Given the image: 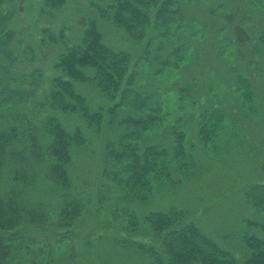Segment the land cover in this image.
I'll return each mask as SVG.
<instances>
[{
	"label": "rangeland",
	"instance_id": "obj_1",
	"mask_svg": "<svg viewBox=\"0 0 264 264\" xmlns=\"http://www.w3.org/2000/svg\"><path fill=\"white\" fill-rule=\"evenodd\" d=\"M111 2L63 0L52 5L45 0H0V24H7L12 35L6 51L17 54L12 55L11 73L17 78L32 76L27 82L15 81L18 89L28 92L20 98L29 95V99L14 104L13 98L4 104L0 125L15 128L18 135L31 133L39 152L41 122L47 116H54L78 136V141H72L67 165L68 187L62 189L48 183L40 161L35 160L33 178L13 180L16 158H20L19 172L22 167L31 171L24 156L32 153L19 144L22 137L15 136L16 144H11L1 169L0 197L13 193L10 197L20 198L25 214L42 212L44 226L59 231L53 227L61 218L58 203L63 198L59 194L66 193L70 212L78 205L80 214L62 229L64 237L60 233L41 235L39 218L35 231L27 233L36 242L28 252L12 255L11 263L150 264L146 249L157 250L158 240L145 232L144 219L170 210L180 212L185 222L196 226L216 247L243 260L248 252L242 235L253 233L248 221L264 225V216L249 208L244 198L248 186L264 183V0H185L182 29L172 30L165 41L153 40L151 33L141 42L130 41L96 9H106ZM89 20L96 24L104 44L130 56L137 90L142 95L156 93L164 100L166 122L148 132L144 144L169 148L171 129L185 132L184 147L192 166L173 169L147 195L133 196L102 186L104 145L116 140L115 124L90 125L76 113L52 110L44 104L43 95L62 49L59 42L45 41V32L56 36L63 32L71 46L78 43ZM178 46L183 48L182 61L174 63L170 53ZM162 60L167 61L165 69L159 67ZM84 73L91 79V70ZM73 86L91 112L113 103L91 80L73 81ZM184 87L189 92L181 96L179 90ZM201 117L209 136L198 140ZM43 246L50 248L41 259Z\"/></svg>",
	"mask_w": 264,
	"mask_h": 264
},
{
	"label": "trees",
	"instance_id": "obj_2",
	"mask_svg": "<svg viewBox=\"0 0 264 264\" xmlns=\"http://www.w3.org/2000/svg\"><path fill=\"white\" fill-rule=\"evenodd\" d=\"M45 1L57 5L63 0ZM184 1L112 0L106 9L99 7L96 9L103 17L106 16L115 26L121 28L130 41L141 42L151 33L153 40L156 37L165 41L170 38L172 30H179L184 26L182 16ZM6 26L7 24H0V122L5 115L2 111L4 104L13 98H16L14 104L25 103L29 99V95L24 99L20 98L21 93L24 92L26 96L27 91L22 87L18 89L15 81L27 82L32 77L21 74L17 78L11 73L14 56L17 54L6 51L9 50L8 41L12 37L10 29ZM64 38L63 32L58 36L45 32L44 40L59 42L62 49L53 66L55 74L50 78L48 90L43 95L44 104L52 110L76 113L90 125L100 126L103 122L116 125L118 129L116 140L104 145L101 160L102 186L113 187L133 196L147 195L151 192L153 184L168 178L169 172L173 169L192 166L190 156L185 151L183 130L175 127L171 129L173 141L169 148L160 144H144L142 141L148 132L158 129L166 122L168 112L160 95L156 93L142 95L137 90L130 56L124 51H116L104 44L102 35L92 20L88 21L78 43L69 46ZM182 49L178 46L170 53L174 63L182 61ZM166 62L160 61L162 65L159 67L165 69ZM87 69L92 71L91 79L84 73ZM85 80H91L103 95L113 101L112 105L101 106L94 112L89 111L85 98L76 92L73 86V81ZM180 92L183 96V93L185 95L189 92V88L184 87L179 90ZM198 122L200 125L198 140H202L205 134L206 137L209 134L205 130L206 122L202 117ZM41 126L39 152L34 148L36 141L32 139L31 133L18 135L14 131L15 128L7 130L0 125V174L11 152V144H16L14 138L18 135L22 137L19 144L32 152L30 156L29 154L24 156L31 162L28 164L31 171L22 167L24 170L22 173L19 172L20 158L14 156L17 166L13 180L29 181L31 177L33 178L36 168L32 161L35 160L34 162L40 161L42 176L49 184L60 189L67 188V165L70 162L71 145L72 141H78V136L69 133L54 116H47L41 122ZM12 194L5 198L0 197V264H12L10 261L12 255L18 251H29L30 245L36 241L34 237L27 236V233L35 231L39 218L41 235L60 233L64 237L62 229L70 225L80 214L78 205L70 212L69 209L72 207L67 202L69 197L66 193L59 194L63 198L62 203H58L61 218L60 223L53 227L58 226L61 231L49 228L48 225L45 227L44 213L38 211L25 214V207L20 198L17 199L15 196L16 201L11 198ZM19 194H22V190ZM244 198L249 208L264 216V183L248 186ZM24 215L28 219L25 220ZM144 222L145 232L158 240L157 250L146 249L151 258L150 264H264V237L261 236V233H264V225H259L254 220L248 221V227L252 226L253 233L246 231L242 235V242L248 255L240 261L231 253L216 247L192 223L185 222L180 212L170 210L166 213L150 214ZM48 248L50 247L43 246L41 259Z\"/></svg>",
	"mask_w": 264,
	"mask_h": 264
}]
</instances>
